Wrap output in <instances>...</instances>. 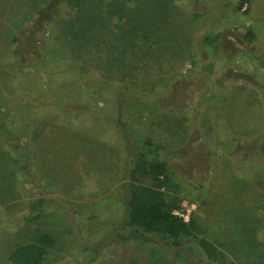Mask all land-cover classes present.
<instances>
[{"label":"rangeland","instance_id":"1","mask_svg":"<svg viewBox=\"0 0 264 264\" xmlns=\"http://www.w3.org/2000/svg\"><path fill=\"white\" fill-rule=\"evenodd\" d=\"M74 1L0 0V264L42 234L43 264H264V0H104L117 34L141 2L176 30L134 77L75 53ZM143 152L203 230L180 249L127 226Z\"/></svg>","mask_w":264,"mask_h":264},{"label":"trees","instance_id":"2","mask_svg":"<svg viewBox=\"0 0 264 264\" xmlns=\"http://www.w3.org/2000/svg\"><path fill=\"white\" fill-rule=\"evenodd\" d=\"M87 2L90 4L87 5V9L85 8V14L78 18L76 23H71V28H68V36L71 37L75 53L82 59L86 55L91 56L92 52L105 55L101 59H105L107 64H115L114 67L127 72L130 77H134V72L139 66L132 62L126 63L125 59L130 55L129 50L131 54L133 51L138 53L145 45V41L156 40L159 57V54L165 53L159 51L163 48L161 44L172 34V36L176 34L175 29L163 30L164 24H168L167 19H169L167 14L169 11L164 10L163 4L160 10L167 15L159 18L155 16V11L145 25L144 21H141L142 2L139 6L130 9L127 21L132 23V27H127L121 34H117L110 26V17L104 12V0H76L73 6L82 7ZM153 26L156 27L155 32L159 30L157 35L149 32ZM84 61H87L86 58ZM151 145L152 142H147V146ZM151 168L146 153L139 154L135 159L131 179L140 184L133 186L130 193L127 226L134 231L136 238L147 240V236H159L169 246L180 249L189 240L197 239L203 230L195 219L186 223L176 214L181 199L177 188H173L174 184L167 174L166 166L158 165L156 171ZM150 177L153 178L154 184L145 186ZM53 245L54 239L48 234H42L34 243L17 247L9 256V260L11 264H43L48 249ZM200 245L210 258L215 256L216 248L207 239L202 238Z\"/></svg>","mask_w":264,"mask_h":264},{"label":"built area","instance_id":"3","mask_svg":"<svg viewBox=\"0 0 264 264\" xmlns=\"http://www.w3.org/2000/svg\"><path fill=\"white\" fill-rule=\"evenodd\" d=\"M177 214V213H176ZM178 215V214H177ZM179 216V215H178ZM183 220L188 223L190 221V212L186 216H180Z\"/></svg>","mask_w":264,"mask_h":264}]
</instances>
